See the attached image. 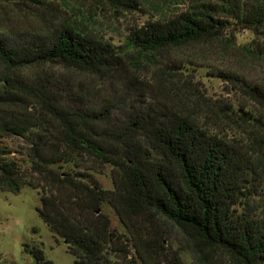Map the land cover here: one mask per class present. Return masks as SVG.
I'll use <instances>...</instances> for the list:
<instances>
[{"label":"trees","instance_id":"16d2710c","mask_svg":"<svg viewBox=\"0 0 264 264\" xmlns=\"http://www.w3.org/2000/svg\"><path fill=\"white\" fill-rule=\"evenodd\" d=\"M87 1L88 12L67 0L0 4V189L39 192L38 214L74 264H184L165 221L200 264H264V87L187 52L264 59V0ZM97 15L131 18L121 44L96 30ZM239 31L255 39L239 47ZM50 65L121 80L138 100L108 123L88 90L34 73ZM205 69L238 102L209 95ZM14 138L26 141L19 160L3 143ZM109 168L106 190L96 175Z\"/></svg>","mask_w":264,"mask_h":264},{"label":"rangeland","instance_id":"374dc122","mask_svg":"<svg viewBox=\"0 0 264 264\" xmlns=\"http://www.w3.org/2000/svg\"><path fill=\"white\" fill-rule=\"evenodd\" d=\"M18 0H0L1 3H13ZM56 4L62 0H52ZM81 4L84 11L88 12L94 9L89 1L86 0H67L63 7L70 11V7H76ZM89 3V4H88ZM181 7H183L181 5ZM72 13V12H71ZM148 17V16H147ZM96 30L108 39L117 44H121L124 34L130 24V19L113 22L108 16L97 15ZM138 18V17H137ZM146 19L142 17V21ZM237 46H243L252 42L255 37L250 31H239L236 35ZM195 52L201 55V60L215 69H228L238 73L252 84H261L264 87V59L255 58L245 59L236 55L227 56L219 51H208L201 47L192 48L187 52ZM39 72L42 76L56 83H71L88 90L90 95L89 109H109L112 112L108 115V123L117 125L123 124L127 118L132 104H136V92L127 87L121 80H101L100 78L88 73L75 71L60 65L42 66L36 68L34 73ZM199 78L205 83V88L209 95H214L216 99L236 100L241 96L230 94L219 80H214L208 76V69L199 70ZM70 84V85H71ZM148 100L146 103L139 102L143 108L150 106ZM153 105V104H151ZM114 107V108H113ZM13 152L12 156L16 159H22V144L26 143L23 139L4 140ZM111 169H107L103 175H96L101 186L110 190L113 188L111 179ZM38 191L25 187L18 194L2 191L0 189V264H35L31 253L27 250L31 248H41L48 260L54 264H74L75 257L68 252V245L57 235L53 234L46 223L40 218L37 209L41 206ZM104 212L112 220V227L120 233L124 232L117 215L113 208L105 204ZM164 230L168 237L169 245L172 249L178 250L183 258L184 264H200L196 255L190 252L191 244L188 243V237L172 223L165 221ZM142 264V263H140Z\"/></svg>","mask_w":264,"mask_h":264}]
</instances>
